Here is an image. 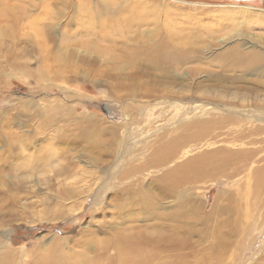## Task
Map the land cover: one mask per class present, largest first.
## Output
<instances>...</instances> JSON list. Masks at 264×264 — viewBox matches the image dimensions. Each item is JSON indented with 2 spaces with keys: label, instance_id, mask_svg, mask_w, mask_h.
Listing matches in <instances>:
<instances>
[{
  "label": "rangeland",
  "instance_id": "rangeland-1",
  "mask_svg": "<svg viewBox=\"0 0 264 264\" xmlns=\"http://www.w3.org/2000/svg\"><path fill=\"white\" fill-rule=\"evenodd\" d=\"M26 1L5 0L8 5L24 6ZM69 1L73 5L64 9L66 17L58 19L52 28L41 24L49 14L40 7L27 5V16L19 22L12 21L13 10H0V129L26 135L24 142L29 139L30 130L44 128L42 115L49 109L58 115L52 125L71 128L76 137L75 140L68 137L69 130L58 141L53 138L54 132L47 129L27 146L29 162L13 156L3 166L0 253L8 250L13 264H34L36 256L46 254L56 245L53 255L56 260L59 254L73 252L80 245L75 240L63 241L66 237L76 238L86 228L94 230L96 238H103L111 228L127 224L126 219L132 214L128 212L122 217L113 211L111 185L106 194L102 193L101 203H92L103 180L117 182V178L108 177L115 169L110 164L111 155L104 151L89 152L98 143L105 141L104 145H108L118 139L117 152L127 158L135 154L142 160L152 147L164 141L161 137L178 135L182 123L231 115L233 120L218 128L221 130L218 136H207L182 148V159L217 144L257 152L233 175L219 174L181 188L183 199L187 196L189 199L182 223L189 226L188 235L193 242L201 231L200 215L208 217L215 203L221 207L217 204L220 193L229 191L237 197L247 192L250 176L264 166V109L251 104L253 101L264 104V73L233 71L229 57L221 54L240 44L245 50L264 55V0ZM55 4L52 10L57 12L61 6ZM101 5L107 7L105 11ZM88 14L95 16L94 26L90 33H85L82 28L89 23ZM106 14L129 17L128 26L134 25L128 31L110 25L103 28L96 16ZM161 39L199 52L200 56L172 65V77L156 76L146 70L135 72V66L124 55L141 50L143 54L152 53L154 46L148 45ZM223 64L233 76L217 77ZM189 67L195 70L188 72ZM197 68L202 70L198 72ZM111 129L117 134H112ZM228 131L244 132L245 137L227 140ZM87 132H92L97 140H89ZM3 139L0 136V151L7 147L6 142L15 140ZM41 148L50 150L47 159L39 160L36 156V150ZM101 161H109V165L101 167ZM23 162L29 169L22 166ZM151 170L161 171L159 168L143 171L148 175L145 185ZM67 188L80 193L65 197ZM260 190L257 200L250 191V203L238 201L235 211L246 216L240 221L238 216L236 222L248 226L244 252L240 259L236 253L223 264H264V188ZM176 191L179 190L176 188L170 196L161 198V206H165L162 211L177 208ZM191 195L196 197L192 200L199 205L197 211L192 210ZM216 216L221 217L218 212ZM234 217L236 214L229 216L228 221ZM139 219L138 224H143L141 215ZM206 221L208 227L221 229L215 225L213 216L201 220L203 224ZM92 248L86 250L92 252Z\"/></svg>",
  "mask_w": 264,
  "mask_h": 264
},
{
  "label": "bare ground",
  "instance_id": "bare-ground-1",
  "mask_svg": "<svg viewBox=\"0 0 264 264\" xmlns=\"http://www.w3.org/2000/svg\"><path fill=\"white\" fill-rule=\"evenodd\" d=\"M1 1L2 0H0V2ZM55 3L61 6L59 7L60 10L57 12L52 10V6L56 5ZM27 5L30 8L40 7L38 9L47 12L49 16L46 18V21H42L41 24L47 28H52L58 19L66 17L64 9L67 8V6H72L73 3L69 0H27L24 6L22 4L8 5L4 0L1 2L0 10H13L14 14L12 15V21L17 19L19 22L22 18L27 16ZM91 8L92 6L90 9ZM106 8L105 5H101L102 11H105ZM86 16L88 17L87 21L89 23L87 27H83L82 29L85 33H90L91 31H89V29H93V18L95 16L91 14ZM133 16L139 17L135 14H133ZM96 18L103 28H107L110 25L117 30L123 28L124 31H128L134 25L133 23L128 26L127 19L129 17H123L118 14H106L103 17L98 15ZM71 20L72 16L70 18V21ZM30 21L28 22L29 26L32 24ZM123 26H128V28H124ZM76 29L79 31L81 30V28L78 27ZM100 34L103 36L102 32H100ZM155 42L156 43L153 45H148L154 46L150 50L152 53L143 54L141 50L132 51L124 55L125 59L131 63L132 66H135V72L137 70L140 72L146 70L147 72H152V74L155 73L156 76L172 77V65L175 66L190 59H198L200 56L199 52L179 48L175 46V44L171 45V43L165 39ZM221 54L229 57L228 62L233 71L239 70L245 73L253 70L254 72L264 73V55H261L256 50H245L240 44H235ZM229 69L230 68L223 64L219 71V76L217 77L233 76V74L227 73ZM191 70L195 69L189 67L188 72ZM196 70L200 72L202 69L197 68ZM251 104L256 108L264 109V104L258 101H253ZM57 117V113H52L48 109L42 115L44 128L36 127L34 130H30L28 133L29 139L27 138L24 142L23 139H25L26 135L18 134L15 130L6 131L0 129V136L5 138L3 139L5 142L8 137L15 138L14 141L10 140L6 142L7 147L0 151V175L1 173L3 174V166L5 167L6 163L9 164V159L13 156L21 157L22 159L25 158L29 162L31 157L27 158V146L34 142L36 137L47 129H51V131L54 132L53 138L58 141L65 138L70 130L68 137L75 140L76 137L73 135L74 132L71 128L65 130L61 126H58V124L56 126L52 125V120H55ZM193 118L196 119V117ZM230 120L232 121L233 117L227 115L220 118H210L209 120L196 119L191 123L184 122L182 123V130L178 132V135L174 134L166 138L161 137L164 141L152 147L149 153L146 154V157L142 159L144 161L140 160L135 154L127 158L124 157L123 153L121 155V153L117 152L120 146L117 143L118 139L117 141L113 139L112 143L108 145H104L105 141L98 143L89 152L99 153L104 151L111 155L113 159L110 164H114L115 169L113 172L108 173V177L117 178V182L106 183L107 181L103 180L99 185L97 193L93 195L92 203L93 205L94 201L101 203L104 195L102 193L106 194L109 188L108 186L111 185L112 187H110V189H113L112 195L115 201V203H113V211L122 217H125L126 214L130 212L132 214L131 217L126 219L127 224H123L121 227H113L108 230L106 232L107 235L103 238H96L94 230L84 228L76 238L66 237V239H63V241L75 240L80 244L77 250H73L74 253L59 254L61 259L57 258L54 260L53 255L55 251H57L55 245V247L48 252L45 251L47 252L46 254L36 256L33 259L34 264H223L225 259H229L236 253L240 259L244 252L242 246L246 241L244 233L248 226L246 224V227H244L236 222L238 216L240 221L241 218H245L246 214H239L235 209L238 201L244 200V203H250V191L255 197V200H257V193L261 191L260 189L264 188V166L250 176L249 185L247 184V192L243 194L239 193L237 197L234 195L235 193H230L229 191H222L220 193V201L217 204H220L221 207H218L215 203L208 217L204 214L200 215V221L198 222L201 223V231L198 233L195 232L198 237L193 242L189 239V226L182 223L186 218L185 210L188 209L187 203L189 202L188 196L186 198L184 197V199L182 196L181 188L184 184L193 185L205 179L216 178L219 174L233 175L244 166L246 160H250L251 155L256 152L255 150H240L225 144H217L211 148L197 151L187 156L185 159H182L184 158V151L182 148L185 145L193 141L204 139L207 136H218L221 133V130L218 128H221L224 122ZM213 129H218L219 131L215 132ZM110 131L112 134H117L115 129H111ZM227 133L230 135V137H226L227 140H240L245 137L244 132L231 134L232 132L228 131ZM86 137L91 141L97 140L94 139L92 132H87ZM91 137L92 139H90ZM15 144H18V147ZM210 144L214 143L210 142ZM91 145H95V143ZM109 145H113L114 147ZM49 151L50 150L46 148L38 149L36 150V156L40 158L39 160L47 159L48 156L51 155ZM62 154L63 153H61V155ZM88 155L90 158L95 159L94 155L89 153ZM177 157H180L182 160L179 159L175 162ZM103 164L109 165V161H106V163L101 161V167H103ZM22 166H25V162L22 163ZM25 167L29 169L28 164H26ZM149 168H159L161 171L156 173L154 170H151L149 181L145 185V180L148 175L143 173V171ZM2 182H4V179H0V184ZM145 187H147V189H145ZM176 188L179 191H176L175 194L179 197L181 203L178 201L176 209H169L167 212L163 209L162 211L161 208H165V206H161V198L170 196ZM66 190L64 195L68 198L80 193V191L77 193L76 189L67 188ZM191 197V200L196 198L193 195H191ZM198 208L199 205L197 201L192 200V210L197 211ZM96 211H98V209H95L93 212ZM217 212L221 217L219 216L218 218L216 216ZM234 214H236V217L230 219L229 222L228 217ZM140 215L142 216V222L144 221L143 224H138ZM222 215L224 216L222 217ZM211 216H213V219L216 221L215 225L221 226L220 230L208 227L210 225H207V221L204 224L201 222V220L205 221V219L211 218ZM104 224L106 223L104 222ZM91 246H93L92 252L87 251L86 249ZM8 254V250L0 253V264H13ZM248 257L249 256L246 258Z\"/></svg>",
  "mask_w": 264,
  "mask_h": 264
}]
</instances>
